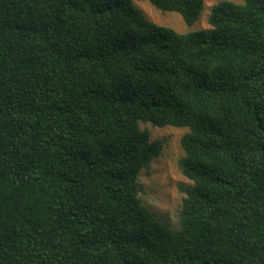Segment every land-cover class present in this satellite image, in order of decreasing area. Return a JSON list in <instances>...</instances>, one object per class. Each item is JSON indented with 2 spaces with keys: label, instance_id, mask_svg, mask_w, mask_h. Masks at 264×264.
Segmentation results:
<instances>
[{
  "label": "trees",
  "instance_id": "obj_1",
  "mask_svg": "<svg viewBox=\"0 0 264 264\" xmlns=\"http://www.w3.org/2000/svg\"><path fill=\"white\" fill-rule=\"evenodd\" d=\"M0 0V264H264V0ZM187 131L177 225L140 201Z\"/></svg>",
  "mask_w": 264,
  "mask_h": 264
},
{
  "label": "rangeland",
  "instance_id": "obj_2",
  "mask_svg": "<svg viewBox=\"0 0 264 264\" xmlns=\"http://www.w3.org/2000/svg\"><path fill=\"white\" fill-rule=\"evenodd\" d=\"M225 1L243 4V0H206L198 19L191 25H187L178 13L162 11L147 1H134L132 8L158 26L172 29L179 34H186L208 30L210 28L208 18L212 8ZM141 128H146L149 131L151 140L161 143V154L152 160L147 170H143L139 174L138 197L159 222L175 227L183 197L180 189L190 185L178 168V160L183 155L180 138L187 130L169 126L157 128L149 124H142Z\"/></svg>",
  "mask_w": 264,
  "mask_h": 264
}]
</instances>
